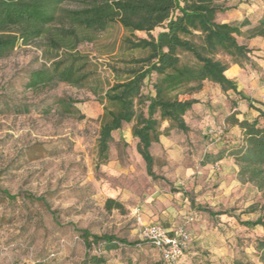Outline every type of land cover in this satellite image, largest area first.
<instances>
[{"label": "rangeland", "instance_id": "374dc122", "mask_svg": "<svg viewBox=\"0 0 264 264\" xmlns=\"http://www.w3.org/2000/svg\"><path fill=\"white\" fill-rule=\"evenodd\" d=\"M240 2L264 9V0ZM251 32L238 42L247 46ZM124 34L120 25H114L94 34L93 42L78 45L75 52L89 62L90 77L82 86L58 82L37 91L25 88L32 70L51 67L55 59L51 34L29 45L20 44L0 59V264H89L80 236L85 229L134 243L110 252L94 247L91 253H104V264H258L257 244L264 239V227L244 223L264 220V190L240 180L239 167L235 172L231 164L225 170L221 164L203 165L207 154H217V142H224L222 149L235 145L226 137L224 116L213 122L206 102L187 116L189 132L173 130L166 144L151 150L154 170L165 179L148 175L137 151L133 124L113 132L108 160L101 163L104 105L98 93L115 83L113 66L128 69L121 59L144 56L121 46ZM66 47L59 51L61 58L69 53ZM242 69L236 79H230L256 107L264 109V54L251 57ZM209 83L210 95L216 91L223 98L232 95L247 111L245 116L255 118L258 111L250 109L247 100ZM153 92L152 82H146L143 93ZM60 98L74 101L72 114L59 106ZM192 99L199 102L204 96L198 93ZM26 105L29 110L23 112ZM141 110L146 112V106L139 105ZM260 123L264 124V118ZM216 134L224 140L215 141L212 136ZM3 190L16 198H7ZM28 194L45 196L57 211L59 223ZM109 199L114 200L111 208ZM187 217L194 220L187 223ZM163 218L185 225L192 234L190 248L176 263H165L141 236L143 225L164 224Z\"/></svg>", "mask_w": 264, "mask_h": 264}, {"label": "trees", "instance_id": "16d2710c", "mask_svg": "<svg viewBox=\"0 0 264 264\" xmlns=\"http://www.w3.org/2000/svg\"><path fill=\"white\" fill-rule=\"evenodd\" d=\"M222 1L0 0V59L10 56L20 44L29 45L51 34L55 59L51 67L32 70L25 88L37 91L58 82L82 86L90 77L87 70L89 62L75 52L76 48L82 42H93L94 34L120 25L125 31L121 46L132 52L140 51L144 56L121 59L129 66L128 69L113 66L115 83L98 93L104 105L99 133L101 163L108 160L113 132L120 130L124 124H133L132 134L138 140L137 151L146 164L148 175L153 179H165L154 170L155 159L151 150L154 144L160 142L162 135L168 137L173 130L183 133L191 130L186 115L198 100L181 99L180 95L198 92L209 81L219 85L224 92L232 90L241 99L247 100L249 108L259 114L252 120L241 119L239 111L228 115L225 123L227 126H238L242 131V140L228 145L223 153L207 154L203 165L233 157L239 167L240 180L252 182L264 190V124L260 123V118H264V109L256 107L249 97L238 90L237 83L226 75L231 64L244 67L246 63H251L253 49L237 40L244 34L242 28L250 22L247 19L242 22H218V15L227 9ZM257 22L250 28L252 32L248 37L264 35V14ZM159 27L162 30L154 35L153 31ZM64 46L69 53L61 58L59 51ZM148 81L152 82L154 92L145 95L143 89ZM57 102L63 110L73 113L74 101L60 98ZM139 105L146 106V112L138 111ZM237 106L238 102L232 100V107ZM28 110L26 105L22 111ZM164 122H168L165 128ZM2 194L11 200L16 198L7 190H3ZM27 196L42 203L59 223L57 211L52 209L45 196ZM113 202V199L108 200L109 208ZM244 224L264 227V220ZM80 236L87 249L85 260L89 264L106 262L104 253H91L94 247L110 252L121 245L134 244L114 234L98 235L86 229L80 230ZM257 250L258 264H264V239L258 242ZM127 264L134 263L128 261Z\"/></svg>", "mask_w": 264, "mask_h": 264}, {"label": "crops", "instance_id": "0c3cea01", "mask_svg": "<svg viewBox=\"0 0 264 264\" xmlns=\"http://www.w3.org/2000/svg\"><path fill=\"white\" fill-rule=\"evenodd\" d=\"M240 1L241 0H223L222 3H224V5L227 9L224 12H221L218 15V19H217L218 22H221V23L242 22L246 19L250 22V24H248L242 28V31L244 32V34L241 36H238L237 40H239V38L245 39L248 30L250 28H253L258 23L257 21L264 14V9H261L260 7L248 6V5H246V3H242ZM246 44L249 48L253 49V52L251 54L252 58L255 59V58H257V56L264 54V35L252 37V38L248 39ZM242 71H243V69L239 64H231L229 69L226 71V75L229 78L236 79L241 74ZM209 84H210L209 81H206L204 83L203 88L200 91L195 92L191 95H187V97L185 98V99L195 98L198 93H201L202 96H204V99H201V101H199L198 103L193 105L192 109L186 115V119H187V116L189 114L196 112V110H197L196 108H200L201 106H204V105H201V103L206 102L205 106H207L209 109L208 111H206L209 114L208 117L212 118L213 119L212 121L215 122V120L219 119V117L224 116L223 117L224 118L223 123H224V128L227 131L226 137H228V138L230 137L231 138L230 142L233 144H236L237 142H241L242 137H243L241 129L238 126H229V125L227 126V124L225 123V118L228 115H230L232 112L239 111L240 112L239 117L241 119H244V118L248 119V117L245 116V114H247L246 113L247 111L244 110L239 103H238L237 107H235V108L232 107V103H230V101L231 100H236V101L238 100L237 98H234L232 95H229V97L224 96V98H223L221 95H219L220 92L217 93V91L214 95L213 94L210 95L208 93ZM213 84H215V83H213ZM218 91H220V89ZM226 93H229V91H227ZM258 114L259 113L255 114L253 116L257 117ZM249 120H251V119H249ZM167 125H168V122H164L163 128H165ZM231 134H234V136ZM215 136H218V135L216 134V135L212 136L213 138H215V141H219V139L224 140V138H222L220 136H218V137H215ZM167 142H168L167 137L162 135L160 137V142L154 144V146L159 145V144H166ZM223 143L224 142H222V141L217 142L216 146L218 147V149L215 150L217 153H219V152L223 153L225 151V149H222ZM218 164H221V167L223 170L226 169L225 168L226 165L230 166V164H231L234 167V171L235 172L238 171V166L236 165L233 157H230V156L225 157L222 160L213 164L212 167L215 165H218ZM152 222L160 223L163 226H165L167 229H169L170 231H173L177 226H179V225H173L171 223L170 219L166 220L164 218H163V222L165 225L162 223V221L161 222L152 221ZM152 222H150V223H152ZM147 224H149V223H147Z\"/></svg>", "mask_w": 264, "mask_h": 264}, {"label": "built area", "instance_id": "2783aa9c", "mask_svg": "<svg viewBox=\"0 0 264 264\" xmlns=\"http://www.w3.org/2000/svg\"><path fill=\"white\" fill-rule=\"evenodd\" d=\"M193 220L192 217H187V223ZM141 236L157 248L167 263H176L181 260L192 242V234L185 225H179L170 231L162 224L152 222L143 225Z\"/></svg>", "mask_w": 264, "mask_h": 264}]
</instances>
